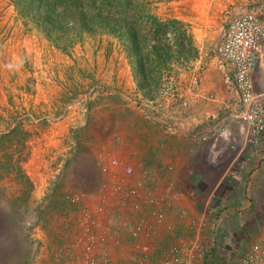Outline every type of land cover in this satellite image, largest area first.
<instances>
[{"label":"crops","instance_id":"0c3cea01","mask_svg":"<svg viewBox=\"0 0 264 264\" xmlns=\"http://www.w3.org/2000/svg\"><path fill=\"white\" fill-rule=\"evenodd\" d=\"M244 9L264 19V0L236 2L232 14ZM225 76L216 52L200 55L178 75L175 94L147 98L162 102L161 109L142 114L132 107L113 129L106 125L81 158L80 186L72 190L82 196L77 218L66 215L63 232L36 238L29 264H88L91 258L99 264H108L107 258L109 264H174L176 247L184 264H239L263 241L264 137L257 152L246 150L239 97ZM253 79L264 97V59ZM239 158L243 167L236 166ZM114 159L133 172L113 168ZM48 188H35L31 203L59 205ZM8 224L16 245L12 264L19 258L24 264V223L16 215ZM6 257L0 252V264Z\"/></svg>","mask_w":264,"mask_h":264},{"label":"rangeland","instance_id":"374dc122","mask_svg":"<svg viewBox=\"0 0 264 264\" xmlns=\"http://www.w3.org/2000/svg\"><path fill=\"white\" fill-rule=\"evenodd\" d=\"M139 1L148 16L162 18L165 43L173 47L170 69L162 73L160 92L166 94L177 92L178 75L191 61L180 59L183 40L187 44L190 37H197L195 50L187 45L193 58L212 56L235 14L232 7L241 2ZM147 24L151 29L149 19ZM132 49L127 39L98 32L83 34L74 48L63 51L50 43L12 0H0V252L7 255L4 264L16 260L12 225L8 224L11 218L17 215L24 223L23 260L29 264L36 238L63 232L61 219L71 214L77 218L80 212L76 205L82 196L72 190L80 186L77 174L88 145L106 125L113 129L127 117L132 107L145 111L135 103L137 95L131 91L132 83L137 85L140 77ZM119 107L126 112H119ZM117 162L112 167L123 169ZM48 187L60 198L59 205L50 208L31 203L30 193L35 188L43 191ZM18 192L24 196L17 198ZM75 197L79 201H73Z\"/></svg>","mask_w":264,"mask_h":264},{"label":"trees","instance_id":"16d2710c","mask_svg":"<svg viewBox=\"0 0 264 264\" xmlns=\"http://www.w3.org/2000/svg\"><path fill=\"white\" fill-rule=\"evenodd\" d=\"M20 13L39 27L55 47L68 51L85 33L108 32L127 39L136 57L138 90L153 99L161 90L162 73L170 69L173 47L165 43L167 31L162 18L148 16L139 0H12ZM152 24L148 28L147 20ZM176 23H179L176 21ZM179 47L182 61L194 59L187 45L194 49L193 37ZM159 74V76H150ZM161 75V76H160Z\"/></svg>","mask_w":264,"mask_h":264},{"label":"built area","instance_id":"2783aa9c","mask_svg":"<svg viewBox=\"0 0 264 264\" xmlns=\"http://www.w3.org/2000/svg\"><path fill=\"white\" fill-rule=\"evenodd\" d=\"M241 1L247 3L250 0ZM216 54L226 67L227 84L239 97L237 118L243 124L246 150L255 153L261 148L264 137V97L255 91L253 79L260 60L264 59V19L251 9L235 12L217 44ZM194 81L197 84L199 77L195 76ZM159 93L158 97L166 94L164 91ZM142 94L139 90L136 92L135 103L139 107H143L147 112H150L151 107L162 108V102L147 100ZM169 129H172V126H169ZM244 164L245 160L241 158L236 161L237 167H243ZM112 165L117 166L118 162L114 160ZM102 168L107 170L103 165ZM122 170L126 174L133 172L129 167H124ZM79 199L75 197L73 201ZM172 253L175 256L174 264H184L180 258L179 247L174 248ZM105 262L109 264L110 259H105ZM88 264H99V262L91 258ZM239 264H264V240L247 251Z\"/></svg>","mask_w":264,"mask_h":264}]
</instances>
